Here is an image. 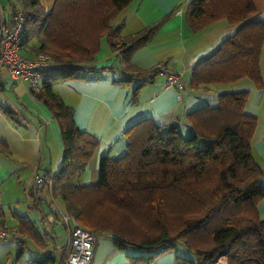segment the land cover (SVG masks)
Masks as SVG:
<instances>
[{
    "label": "trees",
    "instance_id": "1",
    "mask_svg": "<svg viewBox=\"0 0 264 264\" xmlns=\"http://www.w3.org/2000/svg\"><path fill=\"white\" fill-rule=\"evenodd\" d=\"M6 1L12 25L18 6L14 0ZM132 1L55 0L46 12L40 0H20L24 19L21 49L34 41L31 51L48 55L52 61L40 70L42 80L35 100L56 121L62 142L60 164L52 174L55 198L95 236H111L121 250L140 249L136 257H129L130 264H153L178 243L192 253L190 264H215L222 255L226 264H264V218L257 209L264 198L263 170L252 154L256 120L243 112L246 92L219 94L215 106L187 114L192 127L187 137L176 124L159 126L150 118L141 119L125 132L127 146L121 157L99 159L96 184L75 181L98 141L78 129L73 108L53 91V85L97 79L105 69L91 63L105 37L122 63L123 78L117 83L138 81L132 91V100H136L141 87L161 68H134L130 57L152 40L174 10L123 38V24L114 27L112 21ZM184 18L193 33L219 21L237 28L211 57L191 70V89L243 78L262 87L259 54L264 23L250 0H192ZM0 112L17 122L9 105L0 103ZM18 221L17 232L37 241L39 235L33 226L24 218ZM39 264H53L52 257Z\"/></svg>",
    "mask_w": 264,
    "mask_h": 264
},
{
    "label": "crops",
    "instance_id": "2",
    "mask_svg": "<svg viewBox=\"0 0 264 264\" xmlns=\"http://www.w3.org/2000/svg\"><path fill=\"white\" fill-rule=\"evenodd\" d=\"M0 1L2 2L0 18L3 17L5 23L9 25L10 6L6 0ZM191 1L133 0L112 21L114 27L123 24L120 35L126 38L174 10L152 40L130 57V64L134 68L140 70L161 68V72L151 82L141 87L135 101L132 100V91L138 81L129 84L117 83L123 78L122 63L118 51L110 49L105 37L101 38L99 52L91 63L97 69H105L97 79L70 80L53 85V91L66 105L73 108L72 118L78 129L91 134L98 141V146L86 168L75 180L79 185L97 183L99 159L103 156L121 157L127 146L125 132L141 119L150 118L159 126L176 124L181 131L185 130L190 134L192 127L186 115L198 108L210 106L208 100L212 95L216 105L219 94L246 92L243 112L256 120L251 146L254 160L263 170L261 186L264 189V38L259 54L261 88H257L251 80L243 78L224 85L223 90L226 93L218 92L217 86L214 85L191 89L188 84L191 70L199 62L211 57L221 43L237 31V28L225 21H219L193 33L184 18L186 6ZM250 1L264 23V0ZM40 2L44 10L49 12L55 0ZM32 44L34 41L29 47ZM29 47L22 48L21 54L27 59H32L35 53ZM179 72L182 74L180 80L185 86L183 90H179L175 85L166 84L167 74ZM6 91L10 96L5 97V103H0L9 105L16 114L17 122L0 112V142L4 144V147H0V190L5 184H9L6 191L9 190L13 196L26 189L29 194L27 211L35 210L38 213L41 223L49 227L50 230H47L56 245L62 241L63 226L56 216L54 222L49 224L47 217L54 212L48 204L49 198H46L50 197L48 190L42 185L37 188V194H34L33 181L36 175L45 177L57 172L63 153L58 125L46 107L30 97L23 84L13 81L5 69H0V95ZM4 193L6 192L3 190L0 192V223L17 231L18 218L26 219L38 233L39 238L35 241L25 236L23 241L31 240L45 252L43 235L37 230L35 222L27 215L28 213H18L16 209L19 207L18 199L4 197ZM8 200L18 203L9 211L13 225L7 222L2 210V204L12 203H8ZM257 209L259 217L264 218V198L258 203ZM58 225L63 230L61 237H57L54 231ZM97 246L96 240L94 254ZM52 251L54 254V249ZM193 259L192 253L190 254L185 247L177 246L173 251L159 255L153 264H190ZM121 264L130 263L123 259Z\"/></svg>",
    "mask_w": 264,
    "mask_h": 264
},
{
    "label": "built area",
    "instance_id": "3",
    "mask_svg": "<svg viewBox=\"0 0 264 264\" xmlns=\"http://www.w3.org/2000/svg\"><path fill=\"white\" fill-rule=\"evenodd\" d=\"M15 1L18 9L13 24L7 25L3 17L0 18V69H5L13 81L23 84L27 93L35 100V94L39 92L42 80L40 70L50 66L52 61L48 55L42 53L36 54L32 59H27L21 54L24 19L20 0ZM181 78L180 72L167 74L166 84L175 85L179 90H183L185 86L180 80ZM33 184L34 194H37V188L43 185L48 190L51 202L55 203L52 175L49 177L36 175ZM56 213L64 233L61 238L62 242L55 245L52 257L53 264H90L94 255L95 234L80 226L72 215L65 212L57 204ZM55 216V214H51L47 217L49 224L54 222ZM24 238L25 236L16 230L9 229L4 225L0 226V243L12 241L20 245Z\"/></svg>",
    "mask_w": 264,
    "mask_h": 264
},
{
    "label": "rangeland",
    "instance_id": "4",
    "mask_svg": "<svg viewBox=\"0 0 264 264\" xmlns=\"http://www.w3.org/2000/svg\"><path fill=\"white\" fill-rule=\"evenodd\" d=\"M1 2V1H0ZM2 4V2H1ZM7 13V11H6ZM224 89V85H217L216 90L221 93H226ZM5 95V96H4ZM10 93L8 91L2 93L0 95V102L5 103V97H9ZM13 97V96H12ZM209 105L213 106L214 103V95L211 96V98L208 100ZM181 131V130H180ZM183 131V132H182ZM182 135L184 137H187L189 134L185 132V130H182ZM82 181V180H81ZM11 185V183H10ZM9 184H5V189L2 188L0 192L3 190L6 193H4V197H12L18 199L19 207L16 208L18 213H28L27 215L31 217L32 221L35 222V226L37 230L43 235V242L44 247L46 248V251L43 252L41 246H37L32 242L31 240H24L22 243L23 245H16L12 241L8 242H2L0 243V264H39L41 261L45 260V257L51 256L53 254L52 249H54L55 246V240L53 237H51L48 230L49 227L45 226L41 221L39 220V215L35 210H30L29 212L26 209V204L29 199V194L26 189L20 190V193L14 194L13 196L10 195L9 190H7ZM46 198L51 201L50 197ZM13 200H8V203H11ZM16 202H12L10 205L8 204H2V210L4 214L7 217V222L9 224H14L13 220L10 217L9 211H12L14 209V205H18ZM55 203L61 207V201L58 197L55 198ZM51 203V208L56 210V204ZM13 206V207H12ZM10 209V210H9ZM43 209L47 211L44 207ZM1 213V210H0ZM7 228H9L6 225ZM11 229V228H10ZM48 229V230H47ZM55 234L57 237H61V234L63 233V230L61 226H55L54 228ZM50 235V236H49ZM97 240V248L95 250L94 254V260L91 264H121L123 259L128 260L129 257H136L141 250L136 247H127L124 250H121L117 248L112 240L111 236H108L106 234H97L96 235ZM62 241L60 240L61 243ZM183 248L181 244H176L175 247ZM191 254V253H190ZM124 257V258H123ZM225 258V260H223ZM226 256L222 255L220 256L215 264H226ZM129 263V262H128Z\"/></svg>",
    "mask_w": 264,
    "mask_h": 264
},
{
    "label": "bare ground",
    "instance_id": "5",
    "mask_svg": "<svg viewBox=\"0 0 264 264\" xmlns=\"http://www.w3.org/2000/svg\"><path fill=\"white\" fill-rule=\"evenodd\" d=\"M223 260H225V258H223Z\"/></svg>",
    "mask_w": 264,
    "mask_h": 264
}]
</instances>
